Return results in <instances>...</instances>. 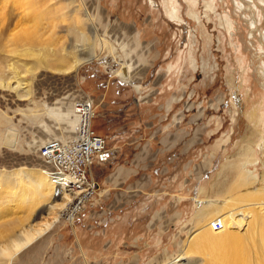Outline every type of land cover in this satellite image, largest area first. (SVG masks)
<instances>
[{"label": "rangeland", "instance_id": "obj_1", "mask_svg": "<svg viewBox=\"0 0 264 264\" xmlns=\"http://www.w3.org/2000/svg\"><path fill=\"white\" fill-rule=\"evenodd\" d=\"M21 1L0 0V187L16 189L26 172L56 174L43 168L39 149L74 138L73 107L87 98L93 131L118 159L94 169L92 206L70 219L62 212L13 264H200L201 254L178 256L205 222L197 216L204 201L249 189L246 180L264 197V0ZM36 25L53 50L95 57L69 74H25L21 99L6 87L15 81L8 39ZM173 146L182 147L180 162L163 164L147 193L133 198L110 186L114 168H129L134 153ZM137 171L131 180L149 169Z\"/></svg>", "mask_w": 264, "mask_h": 264}, {"label": "bare ground", "instance_id": "obj_2", "mask_svg": "<svg viewBox=\"0 0 264 264\" xmlns=\"http://www.w3.org/2000/svg\"><path fill=\"white\" fill-rule=\"evenodd\" d=\"M21 2L23 3V0ZM42 14L40 13L39 17ZM169 17L174 19L172 13H169ZM39 21L36 20L37 24H41ZM35 27L34 29L30 27L31 31L24 30L20 34H11L8 39V43L13 48L9 50L11 59L6 69L12 71L11 78L15 81L14 84H8L6 87L17 92L21 99L27 97L26 91L19 93L20 89L24 90L27 84L23 78L25 74L36 72L40 68L69 74L95 57L91 54L75 56V51L74 53L66 50V47L62 46L55 51L47 45L49 42L42 38L44 36L38 33L40 25ZM32 29L37 31V34ZM1 44L0 52L3 53L2 50L6 46L1 49ZM82 53H84L83 50ZM123 82L127 83V79H123ZM77 122L76 118L75 124ZM13 144V138H11L9 146ZM23 179L24 183L21 182L16 189L18 183H13L15 186L9 191L0 187V203L2 204L0 220L13 216L14 208L22 209L23 207L24 212L27 213L26 216H20L21 218L17 215L6 218L10 219V222L0 224V264H13L18 252L46 234L59 221L63 215L62 212L68 213L66 215L69 219L72 218L68 208L78 202L82 196V187L78 178L68 173L51 175L45 171L26 172ZM262 180H264V174ZM246 182L249 189L230 191L229 198L225 200L204 201L205 209H199L197 216L205 217V222L187 239L178 256L179 261L201 254L203 261L200 264H264V197L258 196L260 191L258 187H250L251 183L249 184L247 180ZM49 202L51 204L46 209H39L40 205L49 204ZM11 204H14L13 207L10 206ZM35 212H37V218L30 220L32 213ZM215 220H220L223 224V228L219 231H214L211 227V223Z\"/></svg>", "mask_w": 264, "mask_h": 264}, {"label": "built area", "instance_id": "obj_3", "mask_svg": "<svg viewBox=\"0 0 264 264\" xmlns=\"http://www.w3.org/2000/svg\"><path fill=\"white\" fill-rule=\"evenodd\" d=\"M73 109L74 115L78 118L74 138L64 142H46L40 147L38 156L43 168L48 172L68 173L78 178L82 196L76 205L68 208V212L72 213L74 218L92 206L97 196L99 183L93 176L94 166L115 163L118 151L109 147L106 140L92 129L95 117L93 100L88 98L80 100ZM211 227L214 231H219L223 224L220 220H215Z\"/></svg>", "mask_w": 264, "mask_h": 264}, {"label": "crops", "instance_id": "obj_4", "mask_svg": "<svg viewBox=\"0 0 264 264\" xmlns=\"http://www.w3.org/2000/svg\"><path fill=\"white\" fill-rule=\"evenodd\" d=\"M150 154L147 152L140 151L133 154L132 158L129 160L130 167L129 168H123L121 167H115L113 170V173L110 175L109 183L110 186L113 188L118 187L119 185L125 186V191L127 194L129 192L135 193L133 198L135 196H138L140 193L144 194L147 193L145 191V186H148L151 188V186L156 185V183H159L160 180L159 176L162 175L163 170L165 168H161L163 164H176L177 162H180L181 157L180 155L183 154L182 147L180 146H173L169 148H158L156 150L150 149ZM141 152H145L144 155L140 157ZM141 164V165H140ZM110 166V164H104V165H95L93 168V176L96 178V175L94 174V169L96 167H105ZM142 167V168H141ZM124 169V170H123ZM139 169H149L148 173H144L141 177H137L135 180H131V176H135L139 171ZM126 173L125 180L122 179V172ZM151 171V172H150ZM145 177V179L143 178ZM155 177V178H154ZM175 177V176H174ZM154 178V179H153ZM150 195V193H148ZM159 193L152 194L153 196H156L155 198H158ZM117 202V201H116ZM127 203L129 204V199L127 200ZM117 204V203H116Z\"/></svg>", "mask_w": 264, "mask_h": 264}]
</instances>
